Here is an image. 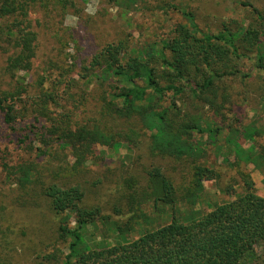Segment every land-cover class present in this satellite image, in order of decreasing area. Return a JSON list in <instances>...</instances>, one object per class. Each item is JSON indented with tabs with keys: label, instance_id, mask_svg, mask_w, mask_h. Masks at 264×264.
<instances>
[{
	"label": "trees",
	"instance_id": "obj_1",
	"mask_svg": "<svg viewBox=\"0 0 264 264\" xmlns=\"http://www.w3.org/2000/svg\"><path fill=\"white\" fill-rule=\"evenodd\" d=\"M36 2L43 4L48 16L56 14L53 0H0V49L11 53L6 72L17 81L13 92L0 97V113L11 132H16L18 121L16 102L26 93L21 74L32 70L36 57L37 34L29 19ZM245 6L253 9L249 4ZM175 10L192 26L178 25L172 38L147 49H130L127 42L109 44L84 71L86 78L96 77L101 82L104 113L136 122L151 133L155 155L187 166L191 173L188 186L177 188L160 168H153L141 191L131 195L132 217L123 223L104 215L99 206H85V193L79 186L65 187L51 181L47 184L43 180L46 169L38 170L36 162L17 168L3 165L21 188L40 186L39 192L61 220L59 233L73 239L63 264H247L264 243V196L256 194L245 167L253 164L264 171V146L244 149L232 135L223 144L231 113L226 105L231 103L233 84L240 76L242 81L251 76L243 73V67L236 62H252L248 55L255 54L254 67L264 72V14L253 9L256 18L247 27L236 25L234 29L224 24L219 33L213 34L199 29L195 13L183 5ZM184 95L201 102L212 117L184 114L176 102ZM43 98L36 118L48 119L50 126L39 129L31 125L23 136L32 144L33 135L43 146L38 148V160L53 144L70 150L80 166L96 154L99 146H121L116 141L118 136L104 139L99 128L74 127L70 116L51 119L48 104L58 105V96L46 93ZM233 131L230 129V134ZM255 137L251 135L250 140L254 142ZM138 138L131 131L125 140L134 144ZM209 147L223 148L226 164L240 178L244 194L233 201L219 203L205 197L204 183L220 179L215 166L207 163ZM232 192L234 187L227 190L228 195ZM147 207L155 217L148 216ZM99 224L109 227L120 242L89 247L86 233L99 230Z\"/></svg>",
	"mask_w": 264,
	"mask_h": 264
},
{
	"label": "rangeland",
	"instance_id": "obj_2",
	"mask_svg": "<svg viewBox=\"0 0 264 264\" xmlns=\"http://www.w3.org/2000/svg\"><path fill=\"white\" fill-rule=\"evenodd\" d=\"M180 4L195 13L199 29L213 34L219 33L224 24L234 29L236 25L247 27L256 18L253 9L264 14V0H53L52 9L56 14L52 16L46 14L41 2L33 4L29 19L37 34L36 57L32 70L21 74L26 93L16 102V132L8 129L0 113V264H63L73 242L71 236L59 233L61 220L43 192H39L40 186L21 188L4 170V164L17 168L36 162L38 170L46 169L43 180L47 184L51 181L65 187L79 186L85 193V206H99L104 215L123 223L132 217L131 195L135 190L141 191L153 168H160L179 189L190 184L187 166L155 155L151 133L136 122L104 113L101 82L96 77L86 78L84 71L94 56L109 44L127 42L130 49H147L172 38L178 25L191 27L175 10ZM248 4L253 9L245 6ZM10 55L0 49V97L16 88V78L6 72ZM248 56L252 62L243 59L236 62L243 67V73L251 76L243 81L240 76L233 84L231 103L226 105L231 113L223 136V144L232 135L244 149L264 146V72L254 67L256 55ZM46 93L58 96V105L48 104L51 119L70 116L74 127L99 128L104 139L118 136L116 141L121 146H99L96 154L80 166L70 150L53 144L47 155L38 160V148L43 146L33 135L32 144L23 136L26 129L31 130V125L39 129L50 126L48 119L36 118L38 105L40 101L43 103ZM176 102L184 114L212 117L208 108L191 95L180 96ZM229 128L235 130L233 134ZM131 131L139 135L134 144L125 140ZM251 135H256L254 142L250 140ZM208 149L207 163L215 166L220 179L204 183L206 199L221 203L243 195L239 176L225 162L226 151ZM230 160L235 161L234 157ZM245 167L255 184L256 194L263 197L264 171L253 164ZM130 183H134L132 188ZM232 187L233 195H228L227 190ZM117 212L122 215H116ZM145 212L155 217L150 207ZM112 232L99 224V230L86 233V241L91 248L120 242ZM247 264H264V243L256 248L254 259Z\"/></svg>",
	"mask_w": 264,
	"mask_h": 264
}]
</instances>
